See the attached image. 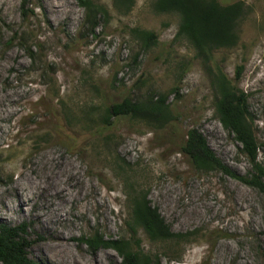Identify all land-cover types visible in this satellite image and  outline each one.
<instances>
[{
	"label": "rangeland",
	"instance_id": "374dc122",
	"mask_svg": "<svg viewBox=\"0 0 264 264\" xmlns=\"http://www.w3.org/2000/svg\"><path fill=\"white\" fill-rule=\"evenodd\" d=\"M93 1L110 14L94 34L83 29L77 0H29L27 18L22 0H0V224H27L29 256L44 264H75L71 255L122 264L114 249L92 251L80 239L96 231L109 240L131 236L133 183L174 232L191 233L181 243L154 242L138 229L141 248L161 264H264V193L199 170L181 151L198 129L234 172H252L216 114L202 61L177 37L180 16L156 12V0H136L126 14L113 0ZM219 1L250 7L239 44L214 57L248 95L264 167V0ZM134 29L154 32L157 44L144 48ZM161 95L176 115L167 125L146 116L107 119L111 104ZM46 176L52 188L42 193ZM61 249L70 257L56 256Z\"/></svg>",
	"mask_w": 264,
	"mask_h": 264
},
{
	"label": "trees",
	"instance_id": "16d2710c",
	"mask_svg": "<svg viewBox=\"0 0 264 264\" xmlns=\"http://www.w3.org/2000/svg\"><path fill=\"white\" fill-rule=\"evenodd\" d=\"M77 1L85 9L83 29L89 33L94 34L102 21L109 22V10L104 5L93 0ZM113 1L115 8L124 14L130 12L136 2ZM154 10L180 16L177 37L188 40L194 47L197 58L202 61L214 89L216 114L223 127L241 144V153L252 164V172L245 176L234 172L216 156L206 137L198 129L188 131L181 151L199 170H219L264 193V167L259 162L260 144L255 135L248 95L228 78L214 57L215 52L231 49L239 44L240 26L250 13V7L244 1L223 5L219 0H156ZM21 12L24 18L33 13L29 8V0H22ZM132 33L144 48L149 49L157 44V35L154 32L134 29ZM30 55L34 57L31 52ZM238 69L236 82L240 79L242 66ZM135 116L153 118L161 125L169 124L176 117L166 95L139 102L125 99L121 103L111 104L108 108L107 119ZM127 194L131 210L128 222L131 236L109 240L96 231L80 241L87 244L92 251L99 248L114 249L121 256L122 264H161L158 257L144 252L141 248V240L137 238L138 229L142 228L154 242L181 243L191 233L174 232L159 209L152 206L148 191L138 189L130 183ZM27 227L25 223L17 226L0 224V261L3 264H44L29 256L33 242L26 236Z\"/></svg>",
	"mask_w": 264,
	"mask_h": 264
},
{
	"label": "bare ground",
	"instance_id": "6f19581e",
	"mask_svg": "<svg viewBox=\"0 0 264 264\" xmlns=\"http://www.w3.org/2000/svg\"><path fill=\"white\" fill-rule=\"evenodd\" d=\"M63 168L61 167V170H62ZM60 170V171H61ZM53 176V175H52ZM51 179H52V177L51 176H46V178H45V182H44V185L41 187V190H42V193H44V191L47 189V190H50L52 187H51V185H50V181H51ZM60 187V186H59ZM54 188V187H53ZM59 190V189H58ZM57 190V191H58ZM60 192V191H59ZM62 192H63V190H62ZM66 193V192H65ZM59 253H62L61 255H58L57 253H55V255L56 256H58L59 258H64V257H70V253L68 252V253H65V251H63L62 249L59 251ZM74 257V256H73ZM72 257V255H71V259H72V261H73V263H75V264H88L87 263V261H85V262H83V261H81V262H79L78 260H76L75 258H73ZM94 264H100V260H98L97 258H95L94 259Z\"/></svg>",
	"mask_w": 264,
	"mask_h": 264
}]
</instances>
